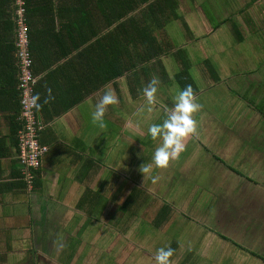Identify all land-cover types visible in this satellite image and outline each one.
<instances>
[{
	"label": "crops",
	"instance_id": "0c3cea01",
	"mask_svg": "<svg viewBox=\"0 0 264 264\" xmlns=\"http://www.w3.org/2000/svg\"><path fill=\"white\" fill-rule=\"evenodd\" d=\"M25 3L33 59L32 70L37 76L35 94L39 93L41 97V107L39 110L35 109V112L42 122L40 141L47 145L48 151L42 157L37 186L27 188L17 175L21 165L17 142L12 136L10 126L17 105L14 97L18 76L17 57L13 50L15 25L9 29L6 22L8 15H4V12L9 10V3L0 0V264H84L93 259L97 250L91 251L89 247L87 249L85 247H98V240L105 234L100 230L92 232L95 224L101 223L96 222L95 217L88 214L91 212V209L87 208L88 203H92L98 197L96 194L104 193V185L100 186V183L104 182L109 191L105 197L111 200L105 206L110 205L113 198L123 195L121 192L124 183L127 188L128 182H136V178L129 176V173L136 174L147 147L152 148L147 151L148 161L151 160L154 149L161 143L160 138L141 142L129 135L135 132L139 134L140 120L145 119L148 125L160 123L166 117L167 111L171 110L174 98L178 94L175 75L182 66V58L189 59L192 78L197 85H204L205 88L195 94L196 102L201 105L192 114L195 131L183 139L184 150L168 164L180 168L185 163L183 160L192 161V156L197 155L199 151L201 153L197 155V161L198 158L209 154L210 149L205 139H202L206 131L202 119L209 121L205 123L210 127V134L214 132L218 134L219 129L214 128L219 127V124L225 128V135L235 133L240 135L242 134L240 128L249 135L252 133L251 130L264 131V54L251 49L247 50V55L235 54L237 51L235 48L245 41L252 43L254 48L262 47L264 29L259 28L263 30V34L253 41L247 39V35L242 36V39H237L238 35H234L236 40L232 39L234 36L231 37V33L227 34L225 39L224 32L216 31L213 35H218L220 42H224L220 51L223 55L227 53L228 58L224 59L221 55L217 59L214 53L202 55L201 40L210 41L209 37L172 42L168 39L171 35H167L164 29L159 33L161 41L169 42L170 46L171 44L173 46L168 47L167 51L164 50L159 60L140 62L139 44L130 43L125 50L121 42V33L118 44L116 34L113 46L110 43L111 36L106 39L109 29H115L118 21H113V24L108 26L104 21L106 15L94 13L89 15L90 0H25ZM219 4L231 3L223 0ZM12 5L14 7L13 3ZM202 6L203 2L197 1L190 7H199L200 9L196 10L200 11L196 13L203 21L208 22L210 16L207 17ZM97 11L99 12L98 8ZM235 13L236 11L231 13L232 15L225 14L226 19L221 22L234 21L230 17ZM212 16L217 20L219 14ZM259 16L264 19V15ZM90 21L101 29L99 38L105 37L104 46L93 48L94 51L91 49V43L96 37L81 43L82 37L73 34L76 25L91 28ZM187 46L191 47V51L186 50ZM204 48L207 49L205 52L212 50L209 49L210 44L208 48ZM177 50L184 51L177 55ZM124 56L132 65L121 73ZM118 59L120 74L110 76L113 68L116 70ZM221 61L226 62L227 66L222 65ZM112 62L113 67L110 66ZM205 63L206 67H201V64ZM210 65L215 74L209 71ZM153 78L158 81L157 92L149 104L142 90ZM123 84L132 102L144 98L140 108L136 105L122 104ZM48 89L51 90L52 98L44 103ZM109 89L116 96V103L106 106L104 126L98 127L102 131L98 132L97 129L92 131L90 115L104 91ZM5 91L8 92V96L5 95ZM124 116L131 117L130 121L124 123L125 125L122 122ZM133 123L134 126L131 125ZM93 133H97L96 137L92 136ZM145 135H148L147 131L142 136ZM245 139L248 140L246 146ZM228 140L230 144L234 143V148L239 147L235 145L236 143L244 145L242 149L248 150L249 156L250 151H254L257 156L262 154L264 156V145L255 143L253 136L252 142L244 135L229 139L226 137L225 142ZM123 150L127 151L123 153ZM204 150L206 155H202ZM117 161L120 166L117 165ZM219 161L225 167L229 166L228 169L232 172L240 173L241 178L248 182L259 183L262 180L261 177L250 176V173L242 169L239 171L225 159L219 157ZM242 161L249 165L246 158ZM95 163L98 169L92 173L89 167ZM148 165H152V162ZM107 169L113 172L115 179L106 181L108 178H104V173L106 174ZM81 170L86 171V174L82 172V176H78ZM224 172L225 175L231 174L227 169ZM204 191L211 198L217 197L216 191L209 192L207 189ZM145 197H149L146 191ZM90 203L89 206L93 205ZM171 208V211L176 209ZM82 217L94 220L95 223L82 222ZM102 225L105 229L106 225L103 223ZM85 232L86 236L70 254L69 246L75 237ZM89 232L92 233V237ZM120 240L121 238L114 244L116 254L122 249ZM231 242L247 250L248 256L252 255L264 261V255L254 248L246 247L234 240Z\"/></svg>",
	"mask_w": 264,
	"mask_h": 264
},
{
	"label": "rangeland",
	"instance_id": "374dc122",
	"mask_svg": "<svg viewBox=\"0 0 264 264\" xmlns=\"http://www.w3.org/2000/svg\"><path fill=\"white\" fill-rule=\"evenodd\" d=\"M182 1L180 11L188 23L190 33L180 20H173L166 26V34L171 35V38L168 39H171L172 42L174 40L182 41L186 39L189 41L193 38L195 40L204 36L209 37L210 41L207 39L201 40L202 55L204 53H214L217 59L219 55L223 57L222 59L227 57V53L225 55L220 54L221 45L224 42H220L218 35H213L216 31H219L220 33L224 32L225 39L227 34L230 33L232 34H230L231 37L236 36L233 29H231L233 21L220 23L218 29L214 28L217 22L226 19L225 14L227 13L236 11L230 19L233 18L240 25V28L245 32L244 34L247 35V39L257 40L263 32L261 29H264V27L262 28L264 19L259 16L264 15L263 0L259 2L257 0L252 5H245L248 0H232L233 2L227 0L231 3L228 5H215L217 1L220 2L219 0H197L198 2H206L202 8L207 13V17L210 16L209 23L206 20L203 21L196 13V11H200L196 10L200 9L199 7H190L194 3L193 1ZM211 8L216 14H219L217 20L214 19L213 14H209ZM213 20L215 21L213 22ZM235 36L232 39H235ZM235 40L234 42H236ZM208 44L211 47L209 49L212 50L205 52L207 49L204 47L208 48ZM185 48L187 51L191 49L188 46ZM235 49L237 50L235 51L236 55L240 53L247 55V50L250 49L253 51L258 50L259 53L264 54V43H262V47L254 48L252 43L245 41ZM250 54L252 53H248V55ZM221 62L222 65L227 66L226 62ZM201 67H206V63L201 64ZM143 102L144 98L132 102L129 98V92L123 84L122 104L124 106L136 105L137 108H140ZM130 120L131 117H122L123 125ZM90 122L92 131L96 129L98 132L102 131L98 128L99 124L92 121L91 115ZM202 122L206 127L202 139H205L210 150L208 155L205 154L206 151L204 150L202 155L206 156L198 158V161L196 157L200 155V151L197 155L192 156V161L183 160L185 163L180 167L181 170L171 164L163 168H157L152 164L150 165V172L143 176L138 170L136 174L135 172L133 174L128 172L129 176L136 178V182H128L127 188L126 183H124L121 192L123 195L116 199L113 198L112 203L107 206L105 205L108 202L110 203L111 200L107 199L105 194H108L109 191L106 189L104 182L100 183V186L104 185V193L96 194L98 197L92 203L89 202L93 205L89 206L88 203L87 208L91 209L88 214L94 216L96 222L101 223L95 224L92 232L95 233L100 230V232L103 231L105 236L100 237L98 240V247H85L86 249L89 247L91 251L97 250V252L91 261L88 260L84 264H156L154 257L157 250L168 247H171L176 253L169 257V264H264V261L252 255L248 256L247 250H243L242 247L240 248L239 245L231 242L234 240L246 247L254 248L264 255V156L263 154L257 156L254 151H250L251 156H249L248 150L242 149L244 145H248L246 139L244 145L235 144L239 146L238 148H234V143L230 144V140L225 142L226 137L229 139L244 135L247 139L249 138V142H252L253 136L255 143L264 145V131L251 130L252 133L249 135L247 131L240 128L242 133L240 135H237V133H235L236 135H225V128L219 124V127L215 126L214 128L219 129L218 134L215 132L210 134V127L205 123H209V121L202 119ZM237 124H239V121ZM131 125L134 126V123ZM146 125H148V121L146 122L145 119L140 120L139 134L135 132L129 136L141 142L152 140L149 135L142 136L147 131L148 126ZM95 134L97 133H93L92 136L96 137ZM100 142L101 137L99 136ZM148 150H152V148L147 147L146 154L141 158L140 164L146 161L147 165L151 163V160L148 161L149 157H147ZM126 151L123 150L122 152ZM219 157L237 167L239 171L242 169L250 173V176H258L262 180L259 183H254L242 179L240 173L232 172L229 170V166L225 167L224 164H221ZM243 158L249 160V165L243 163ZM119 161H117V165L120 166ZM96 164L89 167L92 169V173L98 169ZM225 169L231 174L225 175ZM82 172L83 170L77 175L82 176ZM110 172L111 170L107 169L106 174L104 173V178H108L106 181L115 179L113 172ZM83 173L86 174V171ZM153 177H156L155 181H153ZM209 178L210 180H208ZM250 185L251 187H248ZM134 186L137 187L135 189L136 193L129 200V209H125L123 204ZM204 189L209 192L210 190L216 191L218 193L216 194L217 197L211 198ZM145 191L149 194L147 199L143 197ZM139 196L141 198H138ZM166 206L170 207L167 219L160 226L155 222L151 224L152 220H162L168 209ZM171 207L176 209L171 211ZM82 219V222L95 223L94 220L91 221L87 217L86 219L82 217ZM102 223L106 225L105 229ZM89 233L92 237V233ZM86 234L85 232L83 235L75 237V240L69 246L70 254L77 248V244L83 240ZM120 238L122 249L116 254L114 244ZM87 259L88 257H86Z\"/></svg>",
	"mask_w": 264,
	"mask_h": 264
},
{
	"label": "trees",
	"instance_id": "16d2710c",
	"mask_svg": "<svg viewBox=\"0 0 264 264\" xmlns=\"http://www.w3.org/2000/svg\"><path fill=\"white\" fill-rule=\"evenodd\" d=\"M9 3V10L7 9L6 13L4 12V15H8V19L6 22L8 23L9 29H12V25L14 28L15 25V15L13 19V0H4ZM194 2V4L197 2V0H191ZM217 1V0H216ZM221 2V0H219ZM257 0H250L247 5L253 4ZM220 2H216V4H219ZM91 4V12L89 15L94 13V15H106L104 17L105 23L109 26L110 24H113V21H118V25L115 29L110 30L107 33L106 39H108L111 36L110 43L113 46L115 43L114 34H116V43L120 42L119 36L121 33V42L125 50H127L130 43L133 44H139L141 51L139 52L140 62L145 61H151V60H159L160 56L164 54V50L167 51L168 47L173 46V44L170 43H163L160 39V31H164L166 26L173 20H180V22L184 25V27L187 28L189 31V26L187 21L185 20L184 16H182V13L180 11V4L181 0H90ZM206 2L203 1V6H205ZM97 8L99 12L97 11ZM97 11V12H96ZM209 14H216L211 8V13ZM232 15L231 13H229ZM218 15V14H216ZM102 16V15H101ZM215 19V16H213ZM229 20V19H228ZM103 21V20H102ZM215 20H213L214 22ZM91 22V21H90ZM221 21L214 26V28H217ZM77 23H75L76 25ZM74 25V26H75ZM16 26V25H15ZM236 32V35H238L237 39H242V36H245L244 30L240 28L239 24L235 21H233V27H231ZM247 30V29H246ZM73 31V29L71 30ZM248 31V30H247ZM101 32V29L98 28V26H94V23L91 22V28H86V26L82 27L79 25H76L74 27L73 34H75L76 37H82L81 43L86 42L89 38L96 37V40L91 43V49L93 48L103 47V39H105L104 36L99 38L98 36ZM29 33V32H28ZM88 33V35H87ZM14 47H15V40H14ZM29 48H31V42H30V35H29ZM15 50L16 54V47L13 49ZM184 50H177V55L181 53ZM129 56V54H128ZM17 57V56H16ZM17 60V58H16ZM17 63V62H16ZM117 67L116 70H112V74L110 76H115L120 74V69L118 67L119 59L117 60ZM109 65V64H108ZM128 65V66H127ZM131 62L127 61L125 56L123 59V70L122 72H125L129 66H131ZM181 68L175 75V80L177 83V90H181L185 87V85H191L193 89L194 95L199 92L201 89L205 88L204 85H197L194 81V78H192L190 74V62L189 59H181ZM111 67L114 66L113 62L110 64ZM209 71L215 74V70L210 65ZM18 72V67H17ZM18 77L17 76V85L15 82L14 87V97L16 101V106L14 108L15 114L11 117V129H12V136L17 142V150L19 152L18 147V132L19 129L22 126V119L20 118L21 114V95L20 90L18 88ZM204 81V80H203ZM203 83V82H202ZM1 88V87H0ZM5 95L8 96V92L5 91ZM42 143V142H41ZM44 144V143H43ZM48 151V149H47ZM47 151L45 153H47ZM44 153V154H45ZM43 154V155H44ZM42 155V157H43ZM42 159V158H41ZM39 168L34 169V179L32 182V187L37 186L38 179H39ZM21 177L22 181L28 188V183L24 179V174L22 172V169H20V172L17 174ZM136 193V190L133 189L130 191L128 196L126 197V200L123 204V207L125 209H129L130 204L129 200L132 198V196ZM144 199H147L145 196H143ZM138 198H141L140 196ZM142 203V202H139ZM167 207V206H166ZM167 211L160 221H153L160 226L163 221H165L168 217V211L170 207H167ZM172 209V208H171ZM158 222V223H157ZM225 239H228L225 237ZM175 252V250L172 252ZM171 255V256H172ZM170 256V257H171Z\"/></svg>",
	"mask_w": 264,
	"mask_h": 264
},
{
	"label": "clouds",
	"instance_id": "9594fccd",
	"mask_svg": "<svg viewBox=\"0 0 264 264\" xmlns=\"http://www.w3.org/2000/svg\"><path fill=\"white\" fill-rule=\"evenodd\" d=\"M158 81L153 78L149 80L146 87L143 88V95L146 101L151 104L154 95L157 92ZM48 95L45 96L43 102L46 103L51 99V90H47ZM175 102L170 111H167L166 117L160 123H151L147 127V134L150 138H160L161 143L157 146L151 156V162L157 168L166 167L170 158H176L183 150L184 143L182 142L185 137L193 134L195 131V121L192 118V114L196 112L201 105L196 102L195 95L191 85H185V87L178 91V94L174 98ZM116 96L112 91L105 90L98 102L95 104V110L91 113V119L93 122L103 127V117L106 110V106L115 104ZM31 107L39 110L41 107V97L39 93L32 95ZM138 171L142 174H148L150 172V166L142 163ZM155 181L156 177L152 178ZM173 249L160 248L155 254L156 264H169V257L172 255Z\"/></svg>",
	"mask_w": 264,
	"mask_h": 264
},
{
	"label": "built area",
	"instance_id": "2783aa9c",
	"mask_svg": "<svg viewBox=\"0 0 264 264\" xmlns=\"http://www.w3.org/2000/svg\"><path fill=\"white\" fill-rule=\"evenodd\" d=\"M15 7V47L18 67V88L21 95L22 126L18 132V158L28 188H32L33 170L41 166L42 155L47 145L41 143L42 122L31 107V97L35 94L37 76L32 70V55L29 48V27L26 23L25 0H13Z\"/></svg>",
	"mask_w": 264,
	"mask_h": 264
}]
</instances>
